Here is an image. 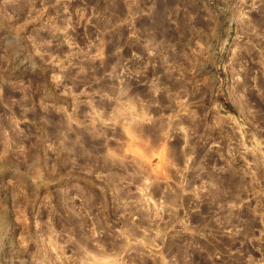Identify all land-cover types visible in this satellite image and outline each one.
Masks as SVG:
<instances>
[{
  "label": "clouds",
  "instance_id": "obj_1",
  "mask_svg": "<svg viewBox=\"0 0 264 264\" xmlns=\"http://www.w3.org/2000/svg\"><path fill=\"white\" fill-rule=\"evenodd\" d=\"M0 264H264V0H0Z\"/></svg>",
  "mask_w": 264,
  "mask_h": 264
},
{
  "label": "rangeland",
  "instance_id": "obj_2",
  "mask_svg": "<svg viewBox=\"0 0 264 264\" xmlns=\"http://www.w3.org/2000/svg\"><path fill=\"white\" fill-rule=\"evenodd\" d=\"M223 79H224V78H222L221 83H223Z\"/></svg>",
  "mask_w": 264,
  "mask_h": 264
}]
</instances>
